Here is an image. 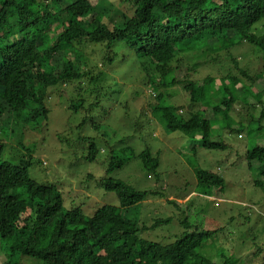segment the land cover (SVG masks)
<instances>
[{
	"label": "trees",
	"instance_id": "16d2710c",
	"mask_svg": "<svg viewBox=\"0 0 264 264\" xmlns=\"http://www.w3.org/2000/svg\"><path fill=\"white\" fill-rule=\"evenodd\" d=\"M105 1L118 7L113 17L102 6ZM243 42L264 54V0H0V134L18 135L28 127L39 129L44 122L49 124V94L57 89L58 101L65 97L61 102L66 110L71 115H83L79 129L92 120L100 135L114 139V145L104 149L107 155L102 161L106 165L102 175L90 173L88 179L118 197V204L106 201L91 210L86 207L88 195L78 198L65 194L56 182L44 183L32 176L31 169L40 162L32 157L35 149L23 144L27 152L23 157L16 156V161L18 158L4 155L9 142L0 139L2 264H244L232 252L222 253L221 262L205 255L203 248L213 242L219 229H202L187 215L180 219L185 231L172 242L142 234L171 218H157L150 226L132 218V209L158 192L139 189L113 172L128 164L126 153L130 152L148 174L159 176L160 155L148 145L140 151L124 145L125 135L108 134L112 123L106 121L118 109L123 121L119 130L127 127L138 132L144 128L134 123L130 112L139 89L131 90L128 96L122 86L120 104L107 108L113 87L122 83H111L108 67L117 73L115 63H131L132 82L140 77L139 81L157 93L160 103L153 108L167 112L168 130L190 135L209 149L226 148L223 140L212 138L213 133L220 136L222 129L214 130V117L229 122L241 94L239 88L247 86L240 85L232 75L222 76L219 86L212 74L198 81L188 75L178 79L174 63H179L180 55L205 48L230 54L232 46ZM88 43L102 45L105 68H88L81 47ZM260 77L264 80V74ZM176 84L182 85L192 101L201 88L206 104L184 112L165 93ZM220 90L224 95L217 97L213 92ZM250 94L246 101L256 97L255 92ZM123 96L129 98L125 103ZM104 125L108 130L102 129ZM228 128L231 133L236 130L231 125ZM58 137L70 145L63 136ZM80 140L78 146L84 151L76 153L77 158L86 164L97 161L103 153L102 145L95 137ZM246 159L248 167L259 173L254 184L264 191V145L250 148ZM194 167L201 184L225 188L222 175ZM170 202L181 212L191 209V205L185 207L177 200Z\"/></svg>",
	"mask_w": 264,
	"mask_h": 264
},
{
	"label": "rangeland",
	"instance_id": "374dc122",
	"mask_svg": "<svg viewBox=\"0 0 264 264\" xmlns=\"http://www.w3.org/2000/svg\"><path fill=\"white\" fill-rule=\"evenodd\" d=\"M102 6L109 11L111 17L115 15L118 8L106 1ZM81 47L84 49L89 69L104 66L102 45L88 43L85 47ZM256 50L247 42L232 46L230 54L227 50L216 53L205 48L202 51L180 55L179 63H174L177 67L178 79H184L188 75L189 79L198 81L212 74L216 76L217 86H219L222 76L232 75L239 79L240 85L247 86V88H239L241 94L231 111L232 117L229 122L214 117V130L222 129L220 136L217 132L213 133L212 138L223 140L227 144L224 149L206 148L201 145L200 140L190 135L179 130L172 132L168 130L167 112L161 111L159 107L153 108L160 103L157 93L152 92L149 84L139 81L140 77L132 82V64L115 63L117 73L111 72V66L108 67L107 71L112 77L111 83L116 81L122 83L113 87L114 93L107 108L112 109L113 104L117 108L116 105L120 104L121 99L118 97L122 86H125L128 96L131 90L139 89L140 94L131 102L130 112L134 123L144 128L138 127L141 129L138 132L127 127L119 130V123L123 121L120 118V110L115 109L106 120L111 121V127L108 130L104 125L102 129L110 131L108 134H114V136L125 135L124 145L136 147L138 151L148 145L154 153L160 155L159 176L148 174L142 167L141 161L132 157L133 154L130 152L126 153L130 157L128 164L113 172L115 177L122 178L139 189L158 192L149 194L140 206L133 208L130 212L132 218L148 226L152 225L157 218H171L170 222L144 230L142 234L146 238L164 243L174 241L185 231V226L180 223V219L187 215L202 229H219L214 235L213 242L210 241L211 243L202 250L205 255L211 256L215 261L221 262L222 253L230 252L241 258L244 264H260L264 260V191L254 184L259 173L258 170L252 171L248 167L246 159V153L250 148L256 144L264 145V129H260V125H264V80L260 77L264 74V54ZM233 58L237 60V65ZM195 63H198L197 66L192 67ZM219 79H221L220 82ZM222 84L226 87L224 81ZM248 88L255 92L256 97H250L249 101H246V97L251 95ZM196 91L195 101L191 100L179 84L170 86L165 93L171 96L174 105L188 112V109L198 110L202 108L201 104H206L201 88ZM56 93L57 89L53 88L49 94L48 103L52 110L49 124L44 122L39 129L28 127L18 135L0 134V139L9 142L4 155L7 154V157L13 160L18 158L16 156L23 157L27 152L26 148L22 147L25 144L26 147L35 149L32 157L40 161L31 169L32 176L38 181L56 182L65 194L77 195L78 198L83 194L88 195L86 207L91 210L106 201L118 204L115 193H107L104 189L97 187L96 181L88 179L90 173H94L97 177L102 175L106 166L102 162L107 155L105 150L109 149L110 145H114V139L100 135L99 130H95L90 122L92 120L79 129L78 125L83 115L77 113L71 115V112L66 110V105L62 104L65 97L58 101ZM213 93L216 96L224 95L223 90ZM128 100L129 98L125 97L123 103ZM208 114L211 115L212 111ZM260 117L263 118L262 122L256 121L251 124ZM228 125L236 130L231 133ZM58 135L63 136L67 143L69 141L71 147L62 142ZM83 137H95L96 141L102 145L103 153L93 163H83L76 156V153L82 154L84 151L78 146ZM19 158L16 161H19ZM194 166L222 175L225 178V188H211L201 184L196 177ZM171 200H177L185 207L191 205V209L181 212V209L170 202ZM2 261L0 257V264Z\"/></svg>",
	"mask_w": 264,
	"mask_h": 264
}]
</instances>
